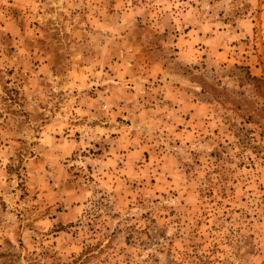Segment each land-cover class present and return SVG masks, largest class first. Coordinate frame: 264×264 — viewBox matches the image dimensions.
<instances>
[{
    "label": "rangeland",
    "instance_id": "rangeland-1",
    "mask_svg": "<svg viewBox=\"0 0 264 264\" xmlns=\"http://www.w3.org/2000/svg\"><path fill=\"white\" fill-rule=\"evenodd\" d=\"M0 264H264V0H0Z\"/></svg>",
    "mask_w": 264,
    "mask_h": 264
}]
</instances>
